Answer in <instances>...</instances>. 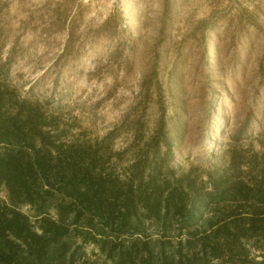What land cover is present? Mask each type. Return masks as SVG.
I'll return each mask as SVG.
<instances>
[{"label":"trees","instance_id":"16d2710c","mask_svg":"<svg viewBox=\"0 0 264 264\" xmlns=\"http://www.w3.org/2000/svg\"><path fill=\"white\" fill-rule=\"evenodd\" d=\"M55 4L46 30L65 32L61 54L75 15ZM1 49L0 264H264V154L242 168L213 138L202 163L185 165L160 105L151 128L141 110L98 139H70L76 119L33 98V84L19 93L13 50Z\"/></svg>","mask_w":264,"mask_h":264},{"label":"rangeland","instance_id":"374dc122","mask_svg":"<svg viewBox=\"0 0 264 264\" xmlns=\"http://www.w3.org/2000/svg\"><path fill=\"white\" fill-rule=\"evenodd\" d=\"M57 1L0 0L1 56L13 50L19 93L33 84V98L76 119L68 138L98 139L141 110L151 128L160 105L176 134L177 161L202 163L216 138L220 155L235 147L242 168L260 167L264 0H68L73 45L61 54L65 32L46 30ZM109 15L115 29L106 38L113 23L100 25Z\"/></svg>","mask_w":264,"mask_h":264}]
</instances>
